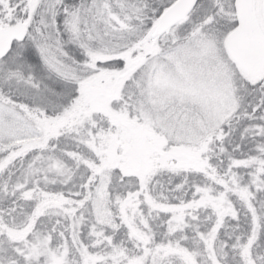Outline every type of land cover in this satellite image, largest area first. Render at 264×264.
Here are the masks:
<instances>
[{
	"label": "snow or ice",
	"instance_id": "1",
	"mask_svg": "<svg viewBox=\"0 0 264 264\" xmlns=\"http://www.w3.org/2000/svg\"><path fill=\"white\" fill-rule=\"evenodd\" d=\"M0 264H264V0H0Z\"/></svg>",
	"mask_w": 264,
	"mask_h": 264
}]
</instances>
